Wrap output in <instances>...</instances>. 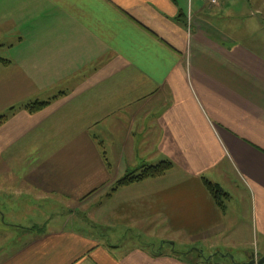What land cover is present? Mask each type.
Here are the masks:
<instances>
[{
  "label": "crops",
  "instance_id": "obj_1",
  "mask_svg": "<svg viewBox=\"0 0 264 264\" xmlns=\"http://www.w3.org/2000/svg\"><path fill=\"white\" fill-rule=\"evenodd\" d=\"M200 4L0 0V264H227L214 257L237 243L264 248V0ZM164 160L165 177L110 192ZM232 181L249 240L226 232ZM86 204L110 235L68 224Z\"/></svg>",
  "mask_w": 264,
  "mask_h": 264
},
{
  "label": "rangeland",
  "instance_id": "obj_2",
  "mask_svg": "<svg viewBox=\"0 0 264 264\" xmlns=\"http://www.w3.org/2000/svg\"><path fill=\"white\" fill-rule=\"evenodd\" d=\"M35 103H39V102H34L32 104H35ZM11 110H13V109H11ZM24 110H25V107H24ZM11 113H13V112H11ZM8 115L7 114L2 115V116H0V118L3 117V116H8ZM10 115H12V114H10ZM10 115H9L8 121L11 118ZM4 125H2V126H4ZM163 162H171V161L164 160V161H162V162H160L158 164L142 163L139 168H137L134 171L128 172V173L137 172L138 170H140L142 167H145V166H157V165H159V164H161ZM173 167H174V165H173ZM165 176H163V177H165ZM163 177H161V178H163ZM161 178H157V179H161ZM157 179H149V180H157ZM146 181H148V180H146ZM140 183H142V182H140ZM232 183H233V181L230 184H229V182L225 183L226 184L225 185V190L230 192L231 195H232V199L230 200L231 202H229L227 204V206H228V212H227V214H228V228L226 229V232H228V233L234 232V229L236 228V226H238V227H240V229H243L244 231H246V233L248 235L250 230H251V223H250L251 221H250V213H249L250 212V208H249L248 197H247V194H246L245 190H243L242 188H239L237 185L234 186L235 189H231L230 186H231ZM136 184H139V183H134V184H131L129 186H133V185H136ZM227 186L230 188V191H229V188ZM127 187L128 186L121 187V188L118 187L117 188L116 185H115V187L113 189H111L110 192L114 193V192H117V191H119L121 189H124V188H127ZM112 193H110V194H112ZM65 209H66V214L70 215V218L68 219V224L72 228H74L75 230L81 231L82 233L81 232L80 233L82 235H84L86 237H96V238L101 237V236L106 237V236L110 235V231L111 230L109 228L107 229L108 231H105V230H101L100 231L101 228L100 229L96 228V227H102V226H100L99 223L96 222L95 214H94V212L92 210V207L90 205H88V204L81 205V206L80 205H71L69 209H67V208H65ZM56 212L65 214V210L60 211L59 209H56ZM59 215H61V214H59ZM118 231H120L123 234V231H121V230H118ZM40 232H43V231H41V229H40ZM129 235L130 236L128 237V239L126 238V240L127 241L129 240L128 242H130V243L135 244L136 242H144V241H141L140 237H138L137 235H135L133 233L129 234ZM142 238H143V240H148L147 238H144V237H142ZM243 240H246V239H243ZM248 240H249V235H248ZM218 241H220L222 243L226 242V236H224L222 238H219ZM227 241H229L230 243L236 242V241H233V240H230V239L227 240ZM239 246H241V245H239V243H237L235 245V252H234L235 253V257L238 258L239 260L241 258H244L243 251H246V250L252 251L254 256H257L255 254L256 252L257 253L259 252L260 254L264 253V248L262 249V247H261L260 250H259L258 249L259 247L257 246V243L255 241L252 242V244L250 245L249 248H247V247L244 248V247H239ZM222 249H223V247L220 248V250H222ZM207 252H210V250L208 249ZM220 254L226 255L224 253H220ZM261 257H257V258L259 259ZM214 259L225 261V263H227V264H234L231 261V259L223 258L220 255L214 257Z\"/></svg>",
  "mask_w": 264,
  "mask_h": 264
},
{
  "label": "trees",
  "instance_id": "obj_3",
  "mask_svg": "<svg viewBox=\"0 0 264 264\" xmlns=\"http://www.w3.org/2000/svg\"><path fill=\"white\" fill-rule=\"evenodd\" d=\"M0 63L7 64V61L0 58ZM51 102H42V103H35L30 104L25 107V109L31 113H38L47 106H49ZM11 112H14V109L11 110ZM9 119L8 116H3L0 118V127L4 125ZM173 168V164L171 162H163L157 166H145L142 167L137 172L128 173L125 177H123L117 184L116 187L121 188L125 186H129L134 183H140L144 182L149 179H157L165 176L171 169ZM206 188L210 195L213 197L214 201L216 202L217 206L224 211L225 210V202L229 198V196L218 186L208 182L204 181Z\"/></svg>",
  "mask_w": 264,
  "mask_h": 264
},
{
  "label": "water",
  "instance_id": "obj_4",
  "mask_svg": "<svg viewBox=\"0 0 264 264\" xmlns=\"http://www.w3.org/2000/svg\"><path fill=\"white\" fill-rule=\"evenodd\" d=\"M201 255H204L203 252H200ZM217 255V254H216ZM222 256L223 258H229L231 259V261L234 263V264H238L235 262V258L232 254H226V255H222V254H218V256ZM205 258V257H204ZM212 259V257H209L207 260L210 261ZM244 264H264V257H261V258H256L255 256L248 262V263H244Z\"/></svg>",
  "mask_w": 264,
  "mask_h": 264
},
{
  "label": "built area",
  "instance_id": "obj_5",
  "mask_svg": "<svg viewBox=\"0 0 264 264\" xmlns=\"http://www.w3.org/2000/svg\"><path fill=\"white\" fill-rule=\"evenodd\" d=\"M202 5L209 7H216L219 5L220 0H199Z\"/></svg>",
  "mask_w": 264,
  "mask_h": 264
}]
</instances>
